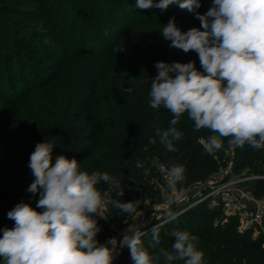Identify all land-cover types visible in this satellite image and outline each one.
I'll list each match as a JSON object with an SVG mask.
<instances>
[{
	"label": "trees",
	"instance_id": "1",
	"mask_svg": "<svg viewBox=\"0 0 264 264\" xmlns=\"http://www.w3.org/2000/svg\"><path fill=\"white\" fill-rule=\"evenodd\" d=\"M30 1L27 0L22 6H27ZM33 1L31 3H36L41 8L46 0ZM106 1L109 4L104 5V8L112 11L113 15L104 10L102 12L96 4L91 3L89 7L113 22L115 15L124 20L120 25H123L125 31L111 29L116 35V43H120L119 46L114 45L115 55L108 59L106 50L96 52L95 48H91L77 58L63 56L59 61L61 64L57 66L61 74L51 80L38 81V74L34 75L35 70L33 74L31 72L36 60H43L44 52L40 44L32 38L35 44L26 39H10L9 22L6 23V30H1L0 27V40L6 42L3 45L11 47L10 51L5 53L0 51V79L5 76L4 83H7L8 74L12 73L19 74L20 78L11 79L7 85L6 95L12 97L10 101L4 96L3 85L0 86V102L4 107L10 105L19 108L18 110H25V103L30 99L27 94L55 78L62 80L72 97L69 103L67 95L59 104L50 103L41 107L31 99L30 106L34 108L29 115L38 120V123L32 122L31 128L27 125L19 126L16 121H9L6 115H0V229L14 226V221L8 219L7 213L17 203L24 201L36 207L38 194L33 196L27 191L34 179L28 163L36 143L42 142L46 137L56 145L54 155L75 157L81 163L82 171L89 174L94 171L108 172L120 179L121 189L114 188L116 192L110 200H139V207L129 215L120 213L115 208L111 209L109 205L108 216L112 222L127 221L146 204L155 205L161 202V178L158 170H155L157 162L169 169L173 164L185 168V179L176 183L178 189L193 187L207 175L217 173L220 167L227 169V178L246 171L250 176L262 177L251 182V193L255 199L264 198V149L256 150L245 145L244 148L230 150L231 155L224 158V153L228 150V138H221L224 147L210 154L200 140H206L208 135L213 133L207 129L195 131L194 122L188 118L187 113L181 115L176 125L183 136L176 142L175 152H169L156 134L157 129L161 132L166 130L173 117L163 107L154 109L150 106L151 79L157 75L155 63L192 61L198 70L203 71L194 51L184 53L170 48L171 42L165 40L159 30L172 17H175L176 24L182 31L199 28L200 21L195 18V14L186 9L181 10L178 5H171L163 12L152 8L153 14L147 17L150 9L146 12L137 8V0ZM12 2L13 0H10V3ZM200 2L201 7L197 11L203 14L211 7L212 0ZM4 6L7 9L13 8L8 4ZM2 8L0 5V16L8 18L31 13L28 8L16 9L13 13ZM88 15L90 17L95 14L90 12ZM0 23L3 22L0 20ZM114 23L118 24L119 21L115 20ZM80 27L87 30L93 39L94 34L88 30L87 22L81 21ZM118 47H123L124 50L116 52ZM24 53H29L34 58L27 61L19 55ZM107 60L113 65L106 68ZM17 63L26 67L17 68ZM12 86L18 89V92H14ZM125 88H131L132 91L124 92ZM24 89L28 93L26 90L24 92ZM12 92L14 94H11ZM93 153L95 155L91 157ZM216 153H219V156ZM126 155H132L134 158H128ZM140 159L141 164L138 163ZM15 174L17 175L14 176ZM98 187L101 190L110 189L106 182H102ZM238 225L236 217L224 221L218 210L212 209L207 202H202L161 227V243L156 249L150 247L151 231L141 239L149 253L155 255L159 248L171 250L175 239L171 235L172 232L188 231L197 237L195 244L197 249L204 253L203 264H264V237L254 236L251 229L239 232ZM2 234L0 231V237ZM97 239L101 244L107 241L106 235L101 231L97 234ZM124 252L118 264H133L127 247ZM1 262L3 261L0 260ZM157 264H165L163 256ZM174 264L184 262L175 261Z\"/></svg>",
	"mask_w": 264,
	"mask_h": 264
},
{
	"label": "clouds",
	"instance_id": "2",
	"mask_svg": "<svg viewBox=\"0 0 264 264\" xmlns=\"http://www.w3.org/2000/svg\"><path fill=\"white\" fill-rule=\"evenodd\" d=\"M178 5L195 14L200 27L182 31L175 17L159 30L170 41V48L184 53L194 51L203 71L195 62H156L157 75L151 79L150 106L163 107L172 114L169 127L160 131V143L175 152L183 133L176 127L182 114L194 122L195 131L211 133L201 138L208 153L219 151L227 139V149L251 146L264 149V0H212L201 14L200 0H137L139 9L161 12ZM118 47L116 52L123 51ZM131 92V88L123 89ZM155 142V141H152ZM56 145L46 137L35 145L28 167L34 177L27 191L39 196L36 207L21 201L8 213L12 228L0 229V260L3 264H113L119 249L127 247L133 264H203L204 253L195 244L197 237L188 231H174L171 250L159 248L153 255L141 237L149 235L130 225L123 238H109L101 244L97 234L99 218H107L108 206L128 215L139 207V200L120 202L107 199L108 190L121 189V180L108 172L81 170V163L64 154H55ZM185 168L173 164L170 183L182 182ZM123 191L121 195H123ZM41 209L42 211H38ZM175 217L169 213V220ZM162 224L150 232V247L161 243Z\"/></svg>",
	"mask_w": 264,
	"mask_h": 264
},
{
	"label": "rangeland",
	"instance_id": "3",
	"mask_svg": "<svg viewBox=\"0 0 264 264\" xmlns=\"http://www.w3.org/2000/svg\"><path fill=\"white\" fill-rule=\"evenodd\" d=\"M34 2L33 0L30 1V3L27 6H22L23 3H27V0H13L12 3H10V0H0V5L3 7L2 9L4 11H9V13L15 12L16 9L18 10H25L28 8V10H31V13L19 16V17H10L7 16H0V19L3 23H0L1 30H6V23L9 22V30L8 33L11 38H18L20 40L26 39L30 42H35L32 40H36L40 44L41 50H43L44 55L42 56L43 60L37 61L35 63V66H32L34 75L38 74L37 80H51L57 75H60L61 72L59 71L58 67L61 62H59L63 56L64 57H74L77 58L78 56H81L82 54H85L88 49L95 48L94 51L101 52L103 49L107 51V58L109 59L111 56H114V45L116 44L119 46V42L116 43V35H114V32L111 29H120L125 31V28L123 25H120L121 22L124 20L121 16L115 15L113 17L114 22L115 20L119 21V23H114L111 21V19H108L104 17V14L101 13H95L92 8L89 7V4H96L98 9H102L106 11L107 13L113 15L112 11L105 10L106 4H109L108 1L102 0L100 2H95L94 0H46L42 7L40 8L39 5ZM95 2V3H93ZM8 4V6H12L13 8H6L4 5ZM141 10V9H140ZM145 10V9H144ZM153 10H149L147 12V17L151 16ZM93 12L95 15H92L89 17V13ZM106 13V14H107ZM81 21L87 22L89 24V31L90 33H93L94 37L91 38L88 31L85 30L83 27H80ZM5 23V24H4ZM32 38V39H31ZM4 40H0V51L6 52L10 51L11 47L7 45ZM16 54V52H15ZM23 56L27 61L33 59L29 53L19 54ZM62 56V57H60ZM108 61V60H107ZM15 62V61H14ZM17 68H23L26 66L19 65L17 63ZM113 65L109 61L106 64V68ZM1 72V67H0ZM38 72V73H37ZM40 76V77H39ZM15 77L19 78V74H8V80L15 79ZM39 77V78H38ZM3 76L0 79V86L3 85V89L5 90V97L7 101H10L12 97L9 95H6L7 92V85L9 84V81L7 83H4ZM20 79V78H19ZM13 87V86H12ZM14 92H18V89H14ZM26 89H24L25 92ZM27 91V90H26ZM12 92L11 94H14ZM8 93V92H7ZM28 93V91H27ZM26 93V94H27ZM29 96V100L26 101V109L18 110L19 108H16L14 106H7L4 107L2 102H0V115L5 116L9 121H16L19 126L21 125H27L29 128L32 126V122H37L32 115H29L30 112H32L34 107H31L30 100L36 101L39 105V107L44 106L45 104H59L64 99V97L68 96V103L71 101V96L69 93V89L67 90V87L64 85L62 80L60 78H55L53 81L47 84L39 85L36 90L29 92L27 94ZM115 99V97H114ZM24 104V105H25ZM12 125V122L10 123ZM3 127V125H2ZM28 130V129H26ZM88 143H86L87 145ZM95 153L91 155V157H94ZM217 156H219V153H216ZM231 155L230 150H227L224 153V158H227V156ZM126 157L134 158L132 155H126ZM5 160V159H4ZM228 161V159H227ZM139 164L142 163V159L138 161ZM229 163L227 162V165ZM160 164L157 162L155 164V170H159ZM15 174L14 176H16ZM214 174L207 175L202 180H200L197 184V190L195 191L196 194L202 191L201 186L205 182H207ZM248 173H244V177H248ZM15 178V177H13ZM16 182H18L17 179H14ZM246 185V190H250L249 185H251V182L244 183ZM195 187V186H194ZM193 188V187H192ZM187 188L186 192L188 193L189 190L193 191L195 189H189ZM108 190V197L107 199H110L111 196L116 192L114 188L105 189L101 191H107ZM185 192V193H186ZM193 194V193H189ZM185 197H187L185 195ZM190 197V196H188ZM195 199V198H194ZM190 202V201H189ZM109 210V209H108ZM108 210L105 211V215L107 218H99L96 217L98 220V226L101 228V232L106 235L107 240L111 237H116L118 240L123 238V233L125 231L121 230V226L119 223L112 222L108 216ZM132 218V217H131ZM131 225H136L139 228H142L145 224H140L138 222H132ZM119 249L118 246V253L116 255L115 260L113 261V264H118V261L121 257L124 256V250ZM3 263V262H1ZM0 263V264H1Z\"/></svg>",
	"mask_w": 264,
	"mask_h": 264
},
{
	"label": "built area",
	"instance_id": "4",
	"mask_svg": "<svg viewBox=\"0 0 264 264\" xmlns=\"http://www.w3.org/2000/svg\"><path fill=\"white\" fill-rule=\"evenodd\" d=\"M226 170V168L220 167L211 179L202 184V191L196 194L197 184L193 188L190 187L189 189L195 190L190 191L188 189V193L186 192L187 189H178L176 183L173 184L169 181L170 169L165 165H160L158 172L161 178L159 184L161 202L155 205L146 204L132 218L119 223L121 230L126 231L132 222H138L145 224L140 228L141 231L150 232L155 224H166L169 220V213L177 217L195 205L207 202L212 209L220 212L224 221L236 217L239 232L251 229L254 236L261 235L264 237V205L259 204L261 199L258 200L252 196V185H249V191L244 185L246 182H252L262 177H244L246 171H243L227 178Z\"/></svg>",
	"mask_w": 264,
	"mask_h": 264
},
{
	"label": "crops",
	"instance_id": "5",
	"mask_svg": "<svg viewBox=\"0 0 264 264\" xmlns=\"http://www.w3.org/2000/svg\"><path fill=\"white\" fill-rule=\"evenodd\" d=\"M259 204H263V205H264V199H261V200L259 201Z\"/></svg>",
	"mask_w": 264,
	"mask_h": 264
}]
</instances>
